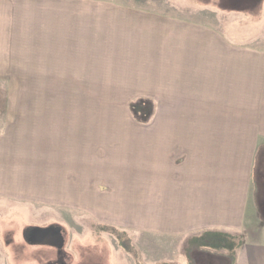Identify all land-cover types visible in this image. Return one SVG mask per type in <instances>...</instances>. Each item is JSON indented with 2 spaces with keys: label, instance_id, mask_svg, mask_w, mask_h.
I'll list each match as a JSON object with an SVG mask.
<instances>
[{
  "label": "crops",
  "instance_id": "1",
  "mask_svg": "<svg viewBox=\"0 0 264 264\" xmlns=\"http://www.w3.org/2000/svg\"><path fill=\"white\" fill-rule=\"evenodd\" d=\"M254 1L263 5L255 6L252 47L115 0L15 1L24 7L18 39L30 74L38 60L46 82L106 73L149 81L153 93L136 96L155 99L157 120L127 131L94 112L86 122L80 106H31L24 118L25 107H9L0 194L44 193L133 242L141 235L181 249L205 231L224 232L237 242L233 264H264V0ZM9 41L0 37V51L11 50ZM5 55L0 76L10 72ZM20 122L43 127L23 155L12 148L21 132L8 128ZM206 253L231 263L224 250Z\"/></svg>",
  "mask_w": 264,
  "mask_h": 264
},
{
  "label": "rangeland",
  "instance_id": "2",
  "mask_svg": "<svg viewBox=\"0 0 264 264\" xmlns=\"http://www.w3.org/2000/svg\"><path fill=\"white\" fill-rule=\"evenodd\" d=\"M15 1L17 0H0V37L10 38L9 48L11 47V50L0 51V54L7 53L2 64L6 65L1 66L10 71L8 74L4 71V75L0 76L2 78L0 79V133L5 132L7 120L12 116L8 111L9 107H25L20 109L22 113L19 115L24 118L28 117L25 113L30 111L27 107L45 105L80 106L86 111V122L91 120L90 116H93L92 112H94L98 113L97 117L101 123L121 122L119 124H123L127 131L137 128L132 123L142 121L134 116L129 104L140 99L136 95L152 94L153 83L110 80L114 76L108 73L102 74L104 77L102 81L46 82L43 79L44 75L40 74L44 72V67H41L38 60L33 66L34 75L30 74L32 70L29 66V50L25 48L27 44L24 46V43L18 39L21 33L19 28L23 27L25 13L22 8L24 7L18 9L19 4L15 5ZM115 2L126 4L133 9L164 13L182 21L208 26L214 32L221 34L226 41H243L251 44L249 45L251 47L254 10L257 8L258 12L263 5L262 2L254 0H115ZM6 28L9 29L10 34L6 32L2 34L7 31ZM27 37L29 36L25 34V38ZM132 94L136 97L131 96ZM152 103L154 112L149 115L147 122L155 124L157 120L155 99ZM71 117L70 114L69 121ZM166 120H173V116L167 117ZM9 125L8 128L11 130L18 128L21 132V140L18 139L12 144L14 153L19 152L20 155L29 153L27 148L36 133H43L37 129L43 127L38 125L36 127L22 122L18 125L14 124L15 126ZM150 127L155 126L150 125ZM128 134L134 136L132 133H127V136ZM37 144L36 146L43 151V145L39 142ZM17 195L0 194V264H137L138 262L225 264L226 261L225 258L201 251L193 241L186 242L184 247L179 249L173 248L172 243H157L156 239H140L141 235L133 237L135 240V243L131 240L133 251L126 252L119 245L117 237L107 230V226L96 224V220L87 214L67 210V207L59 202L49 201L50 197L44 193L42 197L37 195V199H32L33 197L29 199L27 195H20L19 199ZM50 225H57L64 231L65 245L61 253L49 245H34L28 241L27 233L31 227Z\"/></svg>",
  "mask_w": 264,
  "mask_h": 264
},
{
  "label": "trees",
  "instance_id": "3",
  "mask_svg": "<svg viewBox=\"0 0 264 264\" xmlns=\"http://www.w3.org/2000/svg\"><path fill=\"white\" fill-rule=\"evenodd\" d=\"M130 110L134 114V116L142 122H147L149 119V115L154 112V106L152 100L147 98H140L137 101L130 103ZM109 231H111L118 240L119 245L126 251L132 252L133 245L131 243V239L128 235L120 231L114 227H108ZM198 245V248L205 252L212 253H220L221 251L227 252V257L229 261L233 264L235 261V257L233 255L234 249L237 246V242L227 233L220 231H205L199 234L196 239L193 241ZM230 263V264H231ZM137 264H144L142 262H138ZM170 264V263H164Z\"/></svg>",
  "mask_w": 264,
  "mask_h": 264
},
{
  "label": "water",
  "instance_id": "4",
  "mask_svg": "<svg viewBox=\"0 0 264 264\" xmlns=\"http://www.w3.org/2000/svg\"><path fill=\"white\" fill-rule=\"evenodd\" d=\"M28 241L34 245H49L62 248L65 244V237L60 229L37 227L31 231Z\"/></svg>",
  "mask_w": 264,
  "mask_h": 264
},
{
  "label": "flooded vegetation",
  "instance_id": "5",
  "mask_svg": "<svg viewBox=\"0 0 264 264\" xmlns=\"http://www.w3.org/2000/svg\"><path fill=\"white\" fill-rule=\"evenodd\" d=\"M48 227H51V228H53L54 230H58V229H60V230L62 231L63 235H64V231H63V229H62L61 227L57 226V225H50V226L40 227V228H48ZM34 228H37V227H31V228L28 230L27 238H29L31 231H32ZM64 237H65V236H64ZM64 245H65V244H64ZM50 247L55 248V249L58 251V253H61L62 248H63L64 246H63L62 248H56V247H54V246H50Z\"/></svg>",
  "mask_w": 264,
  "mask_h": 264
}]
</instances>
